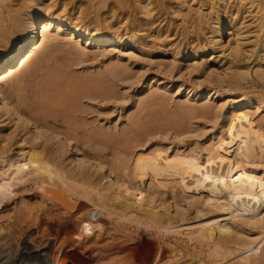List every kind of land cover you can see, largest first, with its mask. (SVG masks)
Wrapping results in <instances>:
<instances>
[{"label": "bare ground", "instance_id": "bare-ground-1", "mask_svg": "<svg viewBox=\"0 0 264 264\" xmlns=\"http://www.w3.org/2000/svg\"><path fill=\"white\" fill-rule=\"evenodd\" d=\"M23 1L27 9L10 10L8 20L1 19L0 45L7 47L19 35L33 31L34 11L56 23L42 25L38 39L33 36L36 43L31 51L15 69L0 76V125L12 122L8 133H0V264H118L120 260L139 264L147 248L154 250L153 245L139 241L142 233L148 242L161 241L153 253V264L169 260L173 264H226L230 260L233 264H264V220L260 219L264 215V124L255 116L264 112V99L246 93L249 87L264 88V0H176V7L171 8L190 36L182 57L193 62L188 66L190 73L206 82L204 93L199 92L203 84L197 79L196 84L186 83V97L204 103L195 111L186 106L183 113L191 117L188 111L192 110L206 117L205 122L212 118L208 124L215 123L208 128L214 131L200 149L202 153L138 151L127 161L102 157L101 145L110 140L103 130L93 131L84 140L76 116L81 97L72 90L86 82L101 89L110 77L117 78L116 68L87 77L68 76V81L66 75H54L30 101L16 92L17 85L31 77L60 45H70L77 53L73 55L79 56L88 49L137 48L139 36L128 38L112 24L84 22L78 8L64 0ZM134 3L138 14L150 15L155 0ZM243 12L251 15L252 31ZM169 85L160 83L157 91L148 90L138 97L137 105L147 99L161 101V88ZM221 91L237 94L227 102L223 99L217 108L207 103ZM224 108L221 120L214 121L216 111ZM183 123V129L191 127ZM85 149L92 155L86 152L91 155L86 156ZM222 177L223 183H218ZM189 221L198 224L183 228ZM168 235H183L196 253L174 252L172 245L164 243ZM195 239L225 246L222 250L202 248ZM108 243L120 250L106 254Z\"/></svg>", "mask_w": 264, "mask_h": 264}, {"label": "rangeland", "instance_id": "rangeland-1", "mask_svg": "<svg viewBox=\"0 0 264 264\" xmlns=\"http://www.w3.org/2000/svg\"><path fill=\"white\" fill-rule=\"evenodd\" d=\"M64 1L70 3V5H72L74 8H78V11L84 18V22L85 21L88 22L91 19L103 23L112 24L114 25V28L117 29V32H121L122 34H125L128 38L130 37L133 38V36L135 35L137 37L139 36L138 37L139 46L137 48H131L126 45L123 47H116V48L110 46L107 47L105 50L102 49L83 50L82 47H80L85 54L84 55L80 54L79 56L78 55L75 56L73 54H77V53L74 52L73 48L70 47V45L68 44L64 46L60 45L59 48H57V50H54L55 52H51L49 54L47 60L44 61L42 66L31 77L26 79L24 83H22V85L21 84L17 85V87L20 86L19 88L21 92L19 88L18 89L14 88L15 89L14 91H16L17 89L20 93H22L20 94L19 92H16L17 94L23 95V97L27 99V101H30L29 99L34 100L32 99V97L33 98L35 96L37 97L38 94L42 93L43 91L42 86H44L43 84L47 81V79H49V77H52L54 75L57 76H59V74L66 75L67 76L66 81H68L70 80L68 78L72 76L87 77V75L89 76L97 73H110L111 70L116 68L117 78L115 77L116 78L115 79L113 77L112 78L110 77L107 83L104 85L105 87H102L101 89L99 88L100 85L99 86L95 85L96 88L95 89L93 88L94 85H92V83L86 82L87 84L85 83L84 85L82 84L80 86L82 88L86 87V89L85 88L83 89V92H85L83 93L81 90L82 88H79V86H72L73 88L72 90L74 91L76 90L77 92L79 91L78 94L79 97H81L80 98L81 100L79 99L80 102L79 106L81 108V111L78 112L77 113L78 115L76 116L77 117L79 116L77 119L78 121H80L79 132L81 131L82 135L83 134L85 135L86 132V136L83 135L84 140L88 141L89 138L87 137H89L90 133H92L95 130H100V131L103 130V132L105 131L104 133L108 134L105 137L110 140H105L106 143L105 142H104L105 144L102 143L101 145L103 146L102 148H100L101 146H96V147L98 149L99 148L101 149V154L103 153L105 156V157L102 156L103 158L110 159L117 157V160H120L121 158L120 161H124L125 158H126L125 161H127L128 157H129L128 160L131 159L134 156V154L138 153V151H140V153H144V152L150 153L153 150L161 149L163 150L164 153L169 155L174 154L175 151L179 153L181 152L190 153L191 151L201 152L202 150L200 149L204 147V145L208 141L207 139H210L211 137V134L209 133H212L214 131V129L211 128L213 123L215 122H212V124L210 122L209 125L208 121L212 118L207 117L206 120L207 122H205L204 119L206 117L198 116L197 114H194L195 112H191L192 110L188 111L190 112V115L191 113H193L191 117H188V115L185 114L187 112L186 111L187 108H185L186 106L189 109L194 108L193 110L195 111L197 107H199L200 105H202V103H204L202 102L201 99H200L201 101L199 99H196L197 97L195 99L193 97L192 99L193 101H191L192 97L191 98L186 97L185 87H187L189 84H196L198 80L201 85L203 84L200 87L199 92L204 93V87H206V82L203 81L204 77H201L202 80L201 82L200 79L196 78V73H194L195 76L194 74L190 73L189 67L193 65V62L185 61L184 58L182 57V53H183L182 51L185 49L184 46L186 45V42L188 40L190 41V36L185 35L184 24L180 22L181 20L178 17L179 15H177L175 12L173 13L172 8L176 7L177 1L158 0L157 2V0H155V3H153L152 6H150L152 7L150 15H145L144 13L138 14L136 12L137 10L135 9V5H133L135 4L134 0H64ZM221 3L222 2H220V4ZM223 4H225V2H223ZM227 7L228 5L226 6V8ZM25 9H27V7H26V3L23 0H0V13H1L0 22L2 23L1 19L2 20L5 19L4 22L8 20L9 17L7 13L10 10L24 11ZM250 16L251 15L248 16V13L246 12L242 13V17H245L244 20L246 22V25H248V29L252 31L251 29L252 24H250L252 20ZM206 30L207 28H205V31ZM248 35H247L248 37L252 36L250 34ZM251 39L253 40L254 38ZM67 46H69L70 49ZM65 51L68 52L66 53ZM71 51H73V53ZM169 69H172V72L170 71L171 74L169 72L167 74V71ZM219 70L221 69L220 68L217 69L218 73L221 72ZM186 73L191 75L188 77ZM167 77H169V79H166ZM191 78L193 79V83L191 82L192 80ZM194 79H197L196 82H194L195 81ZM160 80L162 81L160 82ZM165 80L167 83L170 82L169 87L167 86L165 87V89L161 88L162 92L160 90L158 91L159 93L161 92L160 93L161 99L163 101L160 99L161 101L158 100L157 102L155 101L150 102L147 99L142 102V105L139 106L137 105L138 97L144 96V94L148 93V90L153 91L155 89L154 91H157L159 89V88L157 89L158 84L160 85V83H166ZM186 83H188V85ZM179 85H181L180 86L181 89H178L177 86ZM107 86H110L111 88L109 87L108 89ZM259 87L255 86V87L247 88L246 89L247 95L253 92L255 94L256 93L259 94L260 96L263 95L262 98L264 99V90H263L264 88L262 89L263 90L262 91L261 89H259ZM98 88L100 90L97 91ZM104 88H107L109 91L111 90V93L107 90L108 93H110L107 94L106 93L107 91ZM102 89L105 92L102 91ZM95 90L97 92L93 93ZM25 92L27 93L25 94ZM86 93H90V94H86ZM220 93H222L220 94L221 97L220 96L215 98L213 97L211 101L207 103L209 104L214 103L213 105H215L217 108V106L221 104L220 102L223 99L225 100V102H227V100H229L230 98H232L234 95L237 94V93L234 94L233 92L230 93V91L227 92L221 91ZM28 95L30 96V98H28ZM184 110L185 113H183ZM214 111L216 110L214 109ZM221 111H219V113L218 110L216 111L215 115L217 116V118H214V121L219 122L221 120V117L225 113V108L222 109ZM182 113L184 118H189V119L184 120V118L183 119L180 118L182 117L181 116ZM255 116L257 117L256 119L261 120V123L263 125L264 112L263 113L261 112L260 114L256 113ZM200 117L203 118V120H201ZM181 119L184 121L181 122L180 121ZM0 120H2V118ZM187 120H190L193 123L189 124L190 121ZM185 121L188 122L187 125H191L192 127V128L190 127L191 129L189 127L187 129H183L181 127V126L184 127L186 123L184 124L183 122ZM138 122L140 123L143 122L144 126H142L143 123H141L142 124L141 125ZM137 123L140 126H138ZM145 123H147V125H145ZM149 123H151L150 126H148ZM182 123L184 125H182ZM11 124L12 122H10L9 120H7L6 123L5 122L2 123L0 125L1 127H4V125L5 127L7 125L8 126L6 128L5 127L0 128L1 129L0 133L2 132H4V134L8 133L10 130L8 128L11 126ZM57 126L59 127L57 128L60 130L61 126L59 122L57 123ZM156 127L158 129H156ZM140 128L143 130L145 129L144 131L146 133L143 130L141 131ZM205 129L206 131L204 132ZM190 131L193 132L191 133ZM202 133L203 135H201ZM204 136L207 138H205ZM141 148H143L142 151L139 150ZM84 152L86 156H91L93 153L91 151H88L87 149H85ZM86 152H89L91 155ZM111 154L114 155L111 156ZM170 203H172V201ZM204 218L206 217L200 219L204 220ZM193 224H198V223H193L192 221H189L183 224L184 225L183 228L190 226L194 227L195 225ZM140 236L141 235L139 234V238H140L139 241L144 245L147 244H151V246L153 245L154 250L152 252L149 251L147 248L144 253L145 258H143L141 260L142 262L139 264H153L152 263L153 262L152 256L154 255L153 253H155L159 249L161 241L160 242L155 241L154 239L150 241L151 242L150 243L148 242V240L145 239L143 233L142 236L141 237ZM195 240L197 241L198 244H201L202 248H210V249L218 248L222 250L223 247L225 246L223 243L217 245V243H214L212 241H201L199 239H195ZM117 242L119 246V239H117ZM152 242H154V244H152ZM164 243L166 244L169 243L170 245L173 246V248L176 249L174 252L180 250L185 256L189 254L194 255V253H196L195 249L192 248L191 241H187V238H185L183 235H168L167 237H165ZM108 244H106V247H108ZM113 246L114 245L112 244L109 245L108 248L110 250L104 247L106 250V251L104 250L105 253L107 251H110L112 253L116 250L117 251L120 250L118 246L117 249L115 248V246L114 247ZM161 249L162 251H164L163 247H161ZM123 253L126 254L127 252H123ZM123 253H121L120 256H122ZM228 258L229 257L227 256L226 259ZM231 261L232 260L228 261L226 264H233ZM130 262L129 261L123 262L122 260L117 261L118 264H134L133 261ZM167 264H173V262L169 260Z\"/></svg>", "mask_w": 264, "mask_h": 264}, {"label": "snow or ice", "instance_id": "snow-or-ice-1", "mask_svg": "<svg viewBox=\"0 0 264 264\" xmlns=\"http://www.w3.org/2000/svg\"><path fill=\"white\" fill-rule=\"evenodd\" d=\"M37 12L34 11V30L30 32H25L19 35L11 44L7 47L0 45V76H3L7 73L9 68L15 69L17 64L20 63V60L25 57V55L31 51L32 46L36 43V39H33V36H36L38 39V34L40 32L41 26L47 27L49 23H56L54 20H50L45 17L42 12L37 15ZM26 166V165H25ZM240 165L237 164L236 167ZM232 169L229 168V172ZM205 179H210V177H205ZM235 179H239V176H236ZM218 183H223V177L217 181ZM212 201L210 200L209 203ZM261 220H264V215L260 217Z\"/></svg>", "mask_w": 264, "mask_h": 264}]
</instances>
